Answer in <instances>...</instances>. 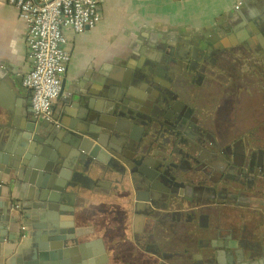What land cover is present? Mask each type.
Masks as SVG:
<instances>
[{"label": "flooded vegetation", "instance_id": "flooded-vegetation-1", "mask_svg": "<svg viewBox=\"0 0 264 264\" xmlns=\"http://www.w3.org/2000/svg\"><path fill=\"white\" fill-rule=\"evenodd\" d=\"M229 15L228 22L223 15L216 19L212 33L188 26L154 37L164 41L165 53L182 58L181 71L153 67L152 109L139 117L154 124L151 144L132 154L135 177L105 180L100 187L106 198L126 200L123 187L132 186L135 219L122 240L137 239L140 246L146 241L147 252L162 256L163 264H230L232 251L242 259L247 238L237 239L230 222L215 232L211 221L226 219L234 201L248 219L259 218L256 209L264 211V30L258 38L250 27L235 34L246 19L234 9ZM257 15L264 16V4L250 20L253 28ZM223 28L230 39L219 37ZM147 52L155 58L154 49ZM138 133L145 134L141 128ZM147 178L152 187L145 192L138 185ZM165 207L162 232L153 222L156 209ZM101 228L106 236L114 234L106 230L112 225Z\"/></svg>", "mask_w": 264, "mask_h": 264}, {"label": "water", "instance_id": "water-1", "mask_svg": "<svg viewBox=\"0 0 264 264\" xmlns=\"http://www.w3.org/2000/svg\"><path fill=\"white\" fill-rule=\"evenodd\" d=\"M254 10H245L250 19L244 25H237L235 34L250 27L253 38L260 36V30H264V16L254 17L253 28L250 20ZM229 12L223 16L227 22L231 19ZM219 37L230 39L224 28ZM160 41L151 38L145 42L146 50L156 51L155 58L146 50L141 51L128 74L112 76L99 92L74 91L65 99L62 85L57 99L67 107L65 111L54 108L57 122L38 114L30 100L23 114L15 105L2 112L0 168L3 171L1 185L4 186H1V193H8L22 208L15 212L9 207L11 212L8 213L0 195V257L21 250L25 264H101L97 258L106 248L99 250L93 242L94 234L98 231L103 234V231L92 224L90 199L96 188L103 185L102 181L121 183L137 174L132 154L146 141L150 146L153 135L151 120L149 124L139 122L141 112L152 109L153 90L157 89L151 80L153 67L166 66L175 73L181 71L179 61L182 58L165 53ZM30 94L32 101V90ZM166 94L161 91L160 96ZM18 116H21L19 121ZM139 128L145 132L143 136L139 135ZM128 172L130 175L126 177ZM138 186L147 192L152 180L147 178ZM108 198L114 200L115 197ZM156 211L154 226L164 232L167 208ZM255 212L260 214L253 220L263 223L250 236H246L241 227L239 217L245 216L247 211L240 202L232 203L226 219L211 221L210 227L216 232L232 220L236 238H248L243 245L244 257L239 259L238 252L232 251L230 264L262 262L264 211L256 209ZM237 218L239 228H236ZM23 225L28 234L22 239Z\"/></svg>", "mask_w": 264, "mask_h": 264}, {"label": "crops", "instance_id": "crops-1", "mask_svg": "<svg viewBox=\"0 0 264 264\" xmlns=\"http://www.w3.org/2000/svg\"><path fill=\"white\" fill-rule=\"evenodd\" d=\"M263 4L264 0H102L100 10L103 19L98 25L88 27L80 33L69 25L63 27L69 40L67 47L71 53V60L63 79V95L66 99L74 91L99 92L100 87L115 74H128L131 71L130 67L135 63L134 59L141 51L146 50L145 42L151 38L173 31H183L181 29L188 26L192 30L204 29L212 33L215 24L218 25L220 20L216 19L231 9L249 20L245 10L255 9L253 15ZM27 34L28 24L18 7L0 0V135L3 129L2 112L9 111L15 105L18 106L20 114H23L27 110L28 100L32 102L31 89L29 87L27 89L24 84L25 75L33 66ZM148 50L149 48L146 51ZM53 107L55 111L58 107L65 111L67 104L61 99H56ZM17 119L19 121L21 116ZM2 174L0 168V195L2 194V203L6 211L10 213L9 202L14 200L8 193H1V186H4L1 185ZM131 189L132 186L128 183L124 191L128 197L126 200L122 198L124 195L114 200L106 198L100 188L92 195L90 202L92 224L96 229H102V225H112V228L106 230L114 231L112 236H106L104 232L102 234L99 231L94 234L93 242H96V247L99 250L106 248L105 252L98 256V262L164 263L166 261L162 256L147 252L146 241L140 246L137 245V239L122 240L123 232L131 230L135 219L136 193ZM245 217L239 220L241 227H248L250 233L247 228L244 230L246 236H250L256 233L255 228L263 222L248 219L250 216L247 214ZM239 220L237 218L236 228L240 226ZM229 224L235 231L234 222L231 220ZM242 240L247 241L248 238ZM260 258L262 262L257 260V263L264 264V254ZM0 264H25L24 254L18 250L5 258L2 256Z\"/></svg>", "mask_w": 264, "mask_h": 264}, {"label": "built area", "instance_id": "built-area-1", "mask_svg": "<svg viewBox=\"0 0 264 264\" xmlns=\"http://www.w3.org/2000/svg\"><path fill=\"white\" fill-rule=\"evenodd\" d=\"M20 10L28 24L27 42L33 62L24 84L32 90V104L36 112L57 122L54 101L60 95L71 53L63 27L71 26L78 33L98 25L103 14L102 0H5ZM178 1V0H174ZM10 208L19 211L22 205L14 200ZM27 227H21L26 238Z\"/></svg>", "mask_w": 264, "mask_h": 264}, {"label": "rangeland", "instance_id": "rangeland-1", "mask_svg": "<svg viewBox=\"0 0 264 264\" xmlns=\"http://www.w3.org/2000/svg\"><path fill=\"white\" fill-rule=\"evenodd\" d=\"M172 5H174V4H172ZM155 27V26H154Z\"/></svg>", "mask_w": 264, "mask_h": 264}]
</instances>
